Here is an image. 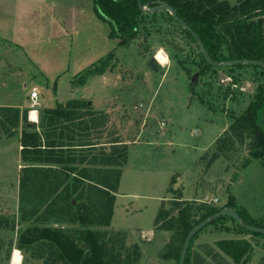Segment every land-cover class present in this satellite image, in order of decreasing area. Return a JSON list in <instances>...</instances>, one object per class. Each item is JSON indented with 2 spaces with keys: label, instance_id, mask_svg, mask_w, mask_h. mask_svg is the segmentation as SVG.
<instances>
[{
  "label": "rangeland",
  "instance_id": "374dc122",
  "mask_svg": "<svg viewBox=\"0 0 264 264\" xmlns=\"http://www.w3.org/2000/svg\"><path fill=\"white\" fill-rule=\"evenodd\" d=\"M54 1L56 20L50 33L45 21L18 19L31 6H22L20 0L14 5L12 0L1 1L0 31L11 41L0 36V78L7 70L12 84L27 83L23 105L17 108L28 109V121L31 110L38 116L43 99L53 107L56 101L82 96L95 108L110 106L102 138L107 140L114 132L121 141H139L127 148L111 222L101 227L121 257L127 253L134 257L137 248L132 264H176V259L163 257L173 232L155 226V217L161 207L172 206L169 198L181 197L184 187L188 196L190 185L198 190L199 203L218 206L212 198L220 197L221 189L227 199L235 196L236 209L264 221V164L249 158L247 137L232 143L228 131L264 81V72L252 67H206L196 43L166 12L140 14L137 34L121 44L112 36L110 24L97 17L94 0ZM158 49L168 62L162 65L155 59V70L148 60ZM105 59L109 64L102 73L85 75ZM32 83L39 88L35 109L28 94ZM73 86L79 89L72 91ZM7 93L8 87L0 85V101L10 100ZM151 129L158 135L149 145L146 132ZM20 135L21 125L11 137L4 136L0 127V213L10 217L18 213L14 184ZM19 230L0 229V264H9L18 249ZM231 237L247 238L253 244L249 261L264 264V238L228 217L195 236L191 264L232 263L215 244ZM208 248L225 260L206 255ZM19 251L23 258L19 264H41L42 260Z\"/></svg>",
  "mask_w": 264,
  "mask_h": 264
},
{
  "label": "trees",
  "instance_id": "16d2710c",
  "mask_svg": "<svg viewBox=\"0 0 264 264\" xmlns=\"http://www.w3.org/2000/svg\"><path fill=\"white\" fill-rule=\"evenodd\" d=\"M156 1L141 0V3L149 7ZM162 1L195 31L213 60L264 61V0ZM94 11L110 24L112 36H117L121 44L137 34L138 16L145 12L138 8L136 0H94ZM158 12L168 13L198 47L191 33L168 11L150 13ZM199 55L208 68L252 67L264 72L262 66L248 63L211 65L200 51ZM105 60L85 75L102 73L109 64ZM107 120L106 113L94 111L85 99L44 106L38 111V121L33 127L26 126L28 109L0 106L4 136L11 137L21 125L20 158L24 162L19 175L18 213L15 217L0 214V228L19 227L17 248L42 260L41 264H132L137 259V248L134 257L129 253L121 257L106 230L101 229L110 225L128 148L127 142L119 140L118 133L110 132L107 140L101 137ZM228 131L232 143L247 137L249 158L264 164V81L257 86L248 105L234 116ZM170 201L172 206L161 207L154 224L173 232L163 257L176 259V264L183 241L194 225L225 206L235 207L233 196L222 206L182 200L180 196H173ZM236 211L246 223L264 228V221L255 220L245 209ZM225 217L235 220L221 216L208 224ZM235 221L243 230L264 238L263 233L250 232ZM208 224L191 238L185 264H191L194 258L193 239ZM215 244L233 260V263L225 261L226 264H245L253 251V245L245 239H225ZM205 253L216 260L224 259L213 248Z\"/></svg>",
  "mask_w": 264,
  "mask_h": 264
},
{
  "label": "crops",
  "instance_id": "0c3cea01",
  "mask_svg": "<svg viewBox=\"0 0 264 264\" xmlns=\"http://www.w3.org/2000/svg\"><path fill=\"white\" fill-rule=\"evenodd\" d=\"M1 1L2 0H0V3H1ZM15 1L17 2V0H12V5H14ZM20 3L23 4L22 6H24V5L31 6L32 9L30 8V9L26 10L25 13L22 14V17L21 18H19L20 16L18 15V19H20V20L24 19L26 21V20H28V19H30L32 17L31 19H33V21L36 22V23H40L42 21H45L46 22L45 24H46V26L49 29L48 30V33H50V27L54 25V21L56 20L55 19V13H54V9H55V7L57 5L56 1H54V0H20ZM2 18H3V11H2V8L0 7V20ZM1 26H3V25L0 23V28H1ZM0 36H1L2 39L5 38L8 41H11L8 38H6L4 35L2 36L1 31H0ZM10 73H11L10 71L7 72V70H5V72H2V75H1V78H0V85L2 87H8V93L7 94H8V97L10 99V100H5V101H2L3 100L2 99L0 101V106L21 107L23 105L22 96H23V93H24V89L27 86V83H25L23 81V82H21V84L18 83V82L15 83V84H12L9 81V79H8V75ZM14 74H16V75H13V76H16L17 77L20 74V72H16ZM30 82H33V81L30 80ZM10 85H12L11 88H10ZM32 87H35L37 90L39 89L38 86L35 83H32V85H31L30 88H32ZM77 89H79V87L73 86L72 91L73 90L76 91ZM28 94H29V92H28ZM72 99H85V100H88V98H85V97H82V96H79L77 98H72ZM69 100H71V99H69ZM66 101H68V100H66ZM66 101H56L55 105L57 103H59V102L65 103ZM89 102H90V104L92 106V109L94 111L103 112V113L109 114V107L110 106H107L106 108L99 109V108H95V106H94V104H93V102L91 100ZM42 104L45 107L47 106V103H46V100L45 99H43ZM47 107H50V106H47ZM37 121H38V116H37ZM33 122H35V121H33ZM146 135H147V137H146L147 143L149 145L154 144V142H152V141H154V138L158 135L157 132L156 131H153L151 129L150 131L148 130L146 132ZM138 142H139L138 140H133V143H128V146L133 145V144H136ZM23 166H24V162H22V160L20 158V151H19V161L17 162L18 179H17L16 185L14 184L15 190H16V193H17V204H18V194H19V175H20V170H21V168ZM122 170H123V168H122ZM190 188L192 189V192H189L190 195L188 194V196L185 195V191H186L185 187L182 189L181 199L182 200H195V201L201 200V198L198 197L199 196L198 190L193 185H190ZM170 189L171 188H169V192H171ZM217 192L219 193L220 197L215 196L212 199L218 198V201L217 202H214V203L217 204L218 206H222V205L225 204L227 198L224 196L223 190L218 189ZM116 195H117V193H116ZM116 195H115V198L117 197ZM231 195L233 196V194H231ZM234 197L235 196H233V198ZM115 201H116V199H115ZM233 208H235V207H233ZM17 210H18V205H17ZM0 214H4V213H0ZM0 229H2V228H0ZM231 238L232 239H235V240H238V239H245V240H247V238H245V237H240V238L239 237H231ZM214 240H217V239H214ZM247 241H249V240H247ZM14 250H16V249H14ZM21 262H23V258H22V261ZM12 263L13 262L10 261L9 264H12ZM245 264H254V259H252L250 261L248 260Z\"/></svg>",
  "mask_w": 264,
  "mask_h": 264
},
{
  "label": "water",
  "instance_id": "95a60500",
  "mask_svg": "<svg viewBox=\"0 0 264 264\" xmlns=\"http://www.w3.org/2000/svg\"><path fill=\"white\" fill-rule=\"evenodd\" d=\"M137 2V6L140 10L143 11H148V12H157V11H162V10H166L168 11L171 16L186 30H188L191 35L194 37V39L196 40L198 47H199V51L201 52V54L203 55L204 59L211 65H215V66H232L235 64H243V63H248V64H255V65H259L262 66L264 68V61L261 60H255V59H232V60H228V61H215L213 60L208 53L205 50V47L202 43V41L200 40V38L198 37V35L195 33V31H193L189 25L183 20L181 19L179 16H177L176 11L173 9V7H171L169 4H167L165 1L162 0H157L156 4L153 6H149L146 7L145 5H143L141 3V0H136ZM115 27V26H114ZM116 28V27H115ZM147 50V48H146ZM148 65L157 70V66L155 65V57L151 56L148 60ZM33 121H28L26 123L27 127H33L34 126ZM221 216H229L235 220H237L246 230L250 231V232H258V233H263L264 234V228L258 227V226H253L250 225L248 223H246L243 218L239 215V213L236 211L235 208H233L232 206H225L223 208H221L219 211L211 214L210 216L204 218L203 220H201L200 222H198L196 225H194L187 233L181 250H180V256H179V264H185V256H186V251L189 245V242L191 240V238L193 237V235L198 232L202 227H204L206 224L210 223L211 221L221 217Z\"/></svg>",
  "mask_w": 264,
  "mask_h": 264
},
{
  "label": "bare ground",
  "instance_id": "6f19581e",
  "mask_svg": "<svg viewBox=\"0 0 264 264\" xmlns=\"http://www.w3.org/2000/svg\"><path fill=\"white\" fill-rule=\"evenodd\" d=\"M157 56H164V57H167V55L165 54V52L162 50V49H158L157 51H156V53H155V59H156V57ZM168 58V57H167ZM157 60V59H156ZM158 61V63H160V64H162V65H165V64H167V62H168V59H167V61L166 62H161L160 60H157ZM33 113H35V119H32V115H33ZM37 111L36 110H31V112L29 113V115H30V117H29V119L31 120V121H37ZM11 261L13 262V263H15V264H19V263H21V261H22V255H21V252L18 250V249H16V250H14L13 252H12V255H11Z\"/></svg>",
  "mask_w": 264,
  "mask_h": 264
},
{
  "label": "built area",
  "instance_id": "2783aa9c",
  "mask_svg": "<svg viewBox=\"0 0 264 264\" xmlns=\"http://www.w3.org/2000/svg\"><path fill=\"white\" fill-rule=\"evenodd\" d=\"M29 98L31 100L32 109H35L33 106L37 103V98H38V91H37V89L35 87L31 88L30 93H29ZM212 201L213 202H217L218 198H214V199H212Z\"/></svg>",
  "mask_w": 264,
  "mask_h": 264
},
{
  "label": "clouds",
  "instance_id": "9594fccd",
  "mask_svg": "<svg viewBox=\"0 0 264 264\" xmlns=\"http://www.w3.org/2000/svg\"><path fill=\"white\" fill-rule=\"evenodd\" d=\"M162 58H165V57H164V56H157V57H156V59H157V60H160L161 62H162ZM167 59H168V58L166 57V61H167Z\"/></svg>",
  "mask_w": 264,
  "mask_h": 264
},
{
  "label": "snow or ice",
  "instance_id": "6c2138e0",
  "mask_svg": "<svg viewBox=\"0 0 264 264\" xmlns=\"http://www.w3.org/2000/svg\"><path fill=\"white\" fill-rule=\"evenodd\" d=\"M162 62H166V57L165 58H162ZM32 119H35V113H33Z\"/></svg>",
  "mask_w": 264,
  "mask_h": 264
}]
</instances>
